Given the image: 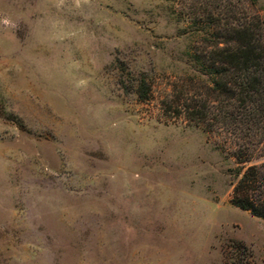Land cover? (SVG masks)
I'll return each instance as SVG.
<instances>
[{"label": "rangeland", "instance_id": "obj_1", "mask_svg": "<svg viewBox=\"0 0 264 264\" xmlns=\"http://www.w3.org/2000/svg\"><path fill=\"white\" fill-rule=\"evenodd\" d=\"M234 3L0 0V264H264L247 164L159 103Z\"/></svg>", "mask_w": 264, "mask_h": 264}, {"label": "trees", "instance_id": "obj_2", "mask_svg": "<svg viewBox=\"0 0 264 264\" xmlns=\"http://www.w3.org/2000/svg\"><path fill=\"white\" fill-rule=\"evenodd\" d=\"M246 3L235 0L219 29L208 30L202 44L188 47L191 73L174 83L159 103L165 115L183 116L221 138L236 161L247 164L230 203L264 220V20L256 0ZM136 95L141 102L154 98L143 74ZM229 247L249 253L239 241L232 240Z\"/></svg>", "mask_w": 264, "mask_h": 264}]
</instances>
